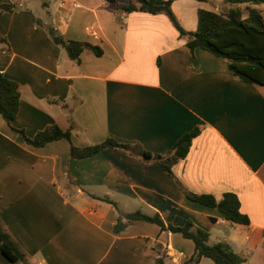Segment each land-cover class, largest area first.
Segmentation results:
<instances>
[{
  "label": "crops",
  "instance_id": "0c3cea01",
  "mask_svg": "<svg viewBox=\"0 0 264 264\" xmlns=\"http://www.w3.org/2000/svg\"><path fill=\"white\" fill-rule=\"evenodd\" d=\"M202 1L220 0L171 2L183 29H195ZM0 2L15 5L0 13V72L19 89L10 125L27 137L55 123L78 147L112 138L164 154L199 129L170 175L121 148L75 158L64 138L33 146L0 115V224L27 263L154 264L162 257L163 264H193L191 239L124 216L140 211L158 213L164 225L190 220L208 232V243L224 240L244 264H264V83L240 79L204 49L190 51L163 13L126 12L105 0ZM255 7L264 20V2ZM49 25L101 54L84 49L79 62L71 60ZM184 190L216 199L231 191L248 222H231ZM117 219L126 224L116 232ZM0 264L24 263L0 253ZM195 264L214 262L202 256Z\"/></svg>",
  "mask_w": 264,
  "mask_h": 264
},
{
  "label": "trees",
  "instance_id": "16d2710c",
  "mask_svg": "<svg viewBox=\"0 0 264 264\" xmlns=\"http://www.w3.org/2000/svg\"><path fill=\"white\" fill-rule=\"evenodd\" d=\"M112 7L121 8L126 12L141 11L151 14L163 13L184 40L190 50L204 49L213 55L222 57L230 71L240 79L262 85L264 83V20L260 10L255 5L264 0H225L229 5L224 11H214L198 8L196 12V27L187 31L181 27L173 14L170 4L173 0H105ZM15 8L12 2H0V13ZM46 31L51 40L61 46L67 56L79 62V54L87 49L95 55L101 54V48L85 41L63 37L53 26H47ZM19 106V89L17 83L0 72V115L9 126L18 131L23 139L33 145L42 146L45 143L64 138L69 142V155L75 158H84L101 151L103 148H121L131 154L139 155L144 159H153L168 173L172 174L171 165L179 158H183L190 146L191 140L198 133V127L183 133L164 154L150 153L137 144L119 143L112 138L85 146H75L70 141L68 129H62L57 124H50L38 130L33 137H27L22 129H15L10 125ZM190 200L206 206L217 208L225 219L231 222L247 223V216L239 210V199L235 193L225 191L219 199L209 193H193L184 190ZM127 221L142 219L158 224L172 232H179L183 237L193 242V253L187 259L189 263H197L200 257H209L214 264H244V258L237 254L230 244L224 240L208 243V232L195 227L190 220L182 226L164 225L158 213L148 215L140 211L126 213ZM126 223L117 219L113 226L114 231H120ZM0 253L8 260L26 262L25 254L18 243L0 224ZM154 264H163L162 257L155 258Z\"/></svg>",
  "mask_w": 264,
  "mask_h": 264
},
{
  "label": "rangeland",
  "instance_id": "374dc122",
  "mask_svg": "<svg viewBox=\"0 0 264 264\" xmlns=\"http://www.w3.org/2000/svg\"><path fill=\"white\" fill-rule=\"evenodd\" d=\"M32 3H36L38 0H30ZM202 7L210 10L215 11H224L227 8V4L223 0H220L218 2H211V1H202ZM35 12L38 13L39 7L34 8Z\"/></svg>",
  "mask_w": 264,
  "mask_h": 264
},
{
  "label": "built area",
  "instance_id": "2783aa9c",
  "mask_svg": "<svg viewBox=\"0 0 264 264\" xmlns=\"http://www.w3.org/2000/svg\"><path fill=\"white\" fill-rule=\"evenodd\" d=\"M89 33H90L91 35H93V36H96V32L93 31V30H90V29H89Z\"/></svg>",
  "mask_w": 264,
  "mask_h": 264
}]
</instances>
